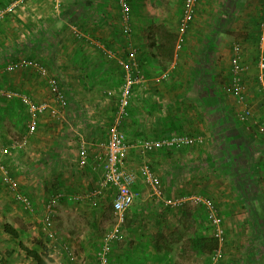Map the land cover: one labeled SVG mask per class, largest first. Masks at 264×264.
Masks as SVG:
<instances>
[{
	"label": "crops",
	"instance_id": "obj_1",
	"mask_svg": "<svg viewBox=\"0 0 264 264\" xmlns=\"http://www.w3.org/2000/svg\"><path fill=\"white\" fill-rule=\"evenodd\" d=\"M4 2L13 7L0 22V75L8 74L4 69L8 63L32 61L58 80L67 98V107L59 114L49 109L39 115L30 135L29 114L26 133L21 134L18 116L11 111V131L0 143V155L13 154L15 162L22 150L20 167L8 168L2 162L12 178L19 185L24 179L36 187L30 198L39 227L35 238L45 233V204L63 194L55 205L51 229L53 264L72 255L83 264H96L94 251L109 229L103 235L97 232L105 209L101 199L110 196L109 204L113 199L109 188L94 203L71 199L93 191L102 180L100 145L107 140L116 113L115 107H107V99L115 89L119 94L122 83L119 63L104 49L123 59L134 51L144 76V82L132 89L128 117L120 127L129 143L175 134L203 137L202 145L180 149L183 153L168 150L171 156L165 149L144 156L129 150L124 167L130 166L129 156L135 153L131 157L141 164L145 161L159 177L164 196L193 192L213 202L224 228L217 264H264V95L257 66L264 0H195L191 19L184 25V0H126L127 32L118 0H0V5ZM236 46L244 68L239 89L231 84ZM171 49L174 55L169 58ZM9 75L12 80L6 85L35 103L55 106L47 77L34 67L18 65ZM239 96L244 105L238 103ZM245 108L249 115L241 122L237 115ZM14 141L21 148L11 149ZM82 148L87 157L79 166ZM135 186L137 196L125 215V237L113 243L109 264H195L200 255L210 264L212 253L193 254L189 247L183 250L186 260L181 259L182 248L178 245L175 252V244L182 240L175 233L167 237L171 250L160 246L159 239L153 248L160 231L166 235L179 230V216L171 219L173 208L163 215L166 207L153 202L148 192H136Z\"/></svg>",
	"mask_w": 264,
	"mask_h": 264
},
{
	"label": "built area",
	"instance_id": "obj_2",
	"mask_svg": "<svg viewBox=\"0 0 264 264\" xmlns=\"http://www.w3.org/2000/svg\"><path fill=\"white\" fill-rule=\"evenodd\" d=\"M195 0H184V6L182 11L181 22L186 24L192 16V8ZM118 5L121 12V20L123 23V30L128 31L126 25L128 18V5L126 0H118ZM12 5H8L0 9V20H2L6 14L12 10ZM260 37L258 41L259 56L257 60V66L260 71V76L258 77L259 91L264 95V13L263 20L260 23ZM104 49V46H100ZM238 47H234V56L231 59V84L233 88L239 89L241 82V73L244 68L240 63ZM104 53L108 58L116 59L122 70V83L117 98V111L115 113L113 123L108 131L107 140L100 145L103 150V174L102 180L99 182L97 188L93 191L88 192L83 196H73L71 197L74 201L90 200L94 203L96 199L102 195V192L107 188L113 189V199L111 202V215L112 220L109 229L103 235L102 244L95 252L96 264H109V254L111 251V245L115 242H119L122 238V232L125 224V215L127 210L132 205L137 194L134 193L133 187L136 184L138 174L134 170L126 169L124 167V158L129 150L137 149L142 156L146 153L154 152L157 150L168 149V148H181L192 146L196 143L202 141V137L199 135H170L160 138L144 139L137 143H129L123 132L120 130V124L123 120L128 117V105L129 99L131 97L132 89L134 86L142 84L144 82V76L139 66L135 62L134 51L129 53V55L123 59L121 57H115L114 52L110 50H105ZM22 67H34L38 75L47 77V85L50 93L53 96L55 106H50L47 102H33L26 93L17 92L0 87V97L18 100L26 108L29 114V119L27 123V134H33L36 129V118L46 112L47 110H53L56 114H59L61 110L67 107L66 95L58 83L55 77L48 76L47 70L44 67L37 66L32 61L21 59L16 64L8 63L4 68L5 71L13 70L16 66ZM238 103L243 104V97L239 96L237 99ZM244 105V104H243ZM249 115V111L245 108L243 112L237 115L238 120L243 122ZM25 140L21 143L23 146ZM11 149H16L20 147L17 141L11 144ZM79 166L85 164L86 161V151L84 148L79 151ZM139 172L145 185L148 187V196L154 200L156 203L169 208H180L186 203H191L201 206L206 213L208 220L213 228V237L217 243L216 249L212 252V263L217 264L219 257L222 255L223 244H224V232L221 228L222 220L218 216L215 206L210 199L200 197L197 195L191 196H180V197H167L164 196V191L158 176L153 172L149 165L144 161L141 164ZM0 178L2 182L11 190L17 202L20 204L23 210L30 214L35 212V207L33 206L30 199L23 193L18 191L17 182L8 174L7 167L0 161ZM63 198L62 193H58L53 196L44 206L42 225L43 231L52 239L53 233L51 229L53 227L54 217H55V205L58 200ZM64 264V263H61Z\"/></svg>",
	"mask_w": 264,
	"mask_h": 264
},
{
	"label": "rangeland",
	"instance_id": "obj_3",
	"mask_svg": "<svg viewBox=\"0 0 264 264\" xmlns=\"http://www.w3.org/2000/svg\"><path fill=\"white\" fill-rule=\"evenodd\" d=\"M7 5L8 4H5L4 6H7ZM1 6H2V4H1ZM1 6H0V8L4 7V6H2V7ZM4 20L5 19H3V21ZM5 22H7V21H5ZM12 72H13V70L7 71L8 74H10ZM8 74H3L2 73L0 75V87L1 88H8L9 85H6V83L11 82V80H12V79H10L12 76L11 75L8 76ZM1 79L4 80V81H2ZM105 90L106 91H111L108 88L105 89ZM115 90H116V92L111 96V98L107 99V101H108L107 107L112 108V109L115 107L116 110H117V98H118V95L119 94H117V89H115ZM242 101L244 102V98H243ZM13 105L18 110L17 111V115H18L19 112H21V113H22V111L24 112V115H22L23 117L20 120V125H22L25 128V125L26 124L24 125V121H25V119H28V112H27V110H25L24 107H23V109H21L20 107H16L15 104H13ZM122 122H124V120ZM6 124H7L6 123V119H4L2 121V123H1V125L2 126H5ZM121 125H122V123L120 124V127H121ZM8 131L10 132L11 130H8ZM4 134H5V132H3L2 135H4ZM11 134H10V136H11V140H12L14 138H13V135H11ZM175 135H178V134H175ZM199 136H201V135H199ZM4 140H5L4 137H1L0 136V143H3ZM202 142H203V137H202V141L200 143H196V144H194L192 146H195L197 144H201ZM192 146L181 147V148H168V149H165L163 151L166 152L165 154H167L168 156H171V155H173V153L171 152L172 150H180V149H183V148L187 149V148L192 147ZM0 147H1V144H0ZM168 150H171V151H168ZM157 151H161V150H157ZM19 152H20V154L18 153V156H19L18 159H19V161H16L15 162L14 161V155L13 154H10V153H9V155H5L7 153H5V154L3 153V155H0V161L3 162L4 164H6V166L8 168H14L16 165L20 167L21 166V161L23 160L20 157V155L22 156V150L19 151ZM180 152L183 153L184 150H180ZM132 155H136V154L134 153ZM132 155L129 156V159L131 158V160L130 161L128 160V163H129L130 166H127L126 165V167H128L127 169H131V170H134L135 172H137V174H138V178H137V181H136L137 185L136 186L134 185V186H135L136 192L139 190V193L142 195V193L144 194V193H147L148 192L147 191L148 190V187L145 185V183H144V181L142 179V176H141V174L139 172V169L141 167V163L139 162V160L136 157H131ZM134 158H136V161H138L139 163L137 162L134 165H131L130 164L131 161H132L131 163L136 162V161L133 162V159ZM5 159H8V160H5ZM12 159H13V161H12ZM181 171L184 172V170H182V169H181ZM184 174H185V176L187 175L186 172H184ZM17 183L19 184V182H17ZM20 183L21 184L18 185L19 191L21 193H23L24 195H26L30 199L32 197L31 196L32 195V191H34V189H36V187L33 186L30 181H27L26 182L24 179ZM2 184H1V181H0V224L8 223L13 228H16L20 232V235H21L20 237H21V240L23 241V243L26 244V245H30V243L32 242L33 238H35V236H36V234L38 232V229H39L38 223L36 221V218L35 217H32V216L30 217L27 214H25L23 212V210H22V207L13 200V198L11 196V193H9L2 186ZM139 193H138V195H139ZM191 195H197V196H200V197H205V196H203L201 194H196V193L193 194V192H190V193L189 192H183V193H177V194H175V193L172 194L171 193V194H168L167 196H169L171 198H175V197H180V196H191ZM110 198H109V196H104L101 199V201H102L103 206L105 207V209L102 210V214L100 216L101 218L99 219L100 220V224L97 227L98 228V231L97 232H99V235H103L104 232L110 227V224H111L112 215L108 211V209H109V207H108L109 206V199ZM72 201L74 203H77L78 202V201H74V200H72ZM153 202H155V201L153 200ZM185 206H187V208H189L192 211L191 218L189 220L185 221V222H187L188 224H190V223L195 224L196 229H197L196 232L198 234L208 236V233H209L208 230H211L212 229V226H211L210 222L208 221V218L206 216L205 210L203 208H201L199 205H195V204H191V203H186ZM197 207H199L203 211V213H200L201 210H199V209H198V212H197V210H196ZM176 209H178V208H176ZM85 210H86L85 211L86 214H88V213L91 214L90 213L91 211H88L87 209H85ZM180 210H174V212H170V216H172L171 219H177L178 216L181 217L182 212H183V208H182L181 211ZM199 213H200V215H199ZM140 226H142V225H140ZM163 227H164V225H163ZM221 228H222V230L224 232V228H223V225L222 224H221ZM124 235H125V232H122V238H121L120 242L123 241V239L125 237ZM6 238L7 237L3 236L1 234V231H0V246H2V247L8 246L9 242H8V240ZM185 241H186V235L182 239V242H185ZM182 242H179V243L175 244V248H176L175 249V252H177V249H178L177 246L178 245L181 246L180 248L184 247V245L183 246L181 245ZM97 250L98 249H96L94 252H96ZM67 256H68V254H67ZM200 256H201V258L198 257V256L195 258V260H194V263L195 264H205L204 261H206V258L204 256H202V255H200ZM183 260H186V259H183ZM199 260H201V263L199 262ZM63 261L64 262H62V263H64V264H83L82 262L79 261V259H76V256L75 255L74 256L72 255L69 258H65V259H63ZM208 261H209V259H208ZM211 263H212V258L210 259V264Z\"/></svg>",
	"mask_w": 264,
	"mask_h": 264
},
{
	"label": "trees",
	"instance_id": "obj_4",
	"mask_svg": "<svg viewBox=\"0 0 264 264\" xmlns=\"http://www.w3.org/2000/svg\"><path fill=\"white\" fill-rule=\"evenodd\" d=\"M9 3H11V0ZM5 4H7V3H5ZM5 4H2V6H4ZM4 7H6V6H4ZM4 7H2V8H4ZM2 8H0V9H2ZM9 13L6 14V16L3 19H6L7 15H9ZM3 19L0 20V22L3 21ZM72 25L76 26L75 24H72ZM65 28H66V26H65ZM173 52L174 51H172V49L170 52H168L169 58H172V55H174ZM175 53H176V51H175ZM178 56L179 55L177 52L175 59H178ZM8 88H10L9 90L21 92V90L15 88V87H11L10 85L8 86ZM13 104H15L16 107H20L21 109H23L24 105L21 104L20 102L0 97V136L1 137H3V135H2L3 132H7L9 130L8 129V127H9L8 123L10 122V120L8 119V115H10L11 111H12L11 115L14 114V112H15V115L18 116V124L21 127V131H22L21 134L23 132L26 133V126L24 128L22 125H20V120L23 117L22 115H24V112L23 111H22V113L19 112L17 115L18 110H17V108H15V106ZM115 111H117V110H115ZM113 117H114V115H113ZM4 119H6L7 124L5 126H2L1 123ZM26 120L27 119H25V121H24V125L26 124ZM185 135H193L194 136V135H199V134H185ZM10 172L11 171H9V169H8V174L11 176ZM0 181L2 184L3 182L1 180V178H0ZM18 185L19 184L17 183V187H18ZM2 186L9 193H11L13 200L16 203H18L16 198H15L14 193L11 190H9L8 187L4 183L2 184ZM18 191H19V189H18ZM109 191H110V195H112L113 189L109 188ZM109 198H110V196H109ZM185 205L182 206L183 212H182L181 217H179V220H178L179 224H180L179 230L178 229H175L174 231L171 230L172 232L170 231L166 235H164V232L160 231L158 236L156 234V237H154V239L156 238V240L153 241V244H154L153 248L154 249L156 248V245L158 244L157 242L159 239L161 241L159 243L160 246L166 248L168 251L171 250V248H170L171 242L167 241V237L169 235H172V233H175L177 236H179V238L181 240L186 235V241L182 242V244H181L182 246L184 245V247H182V250L180 251V254H179L181 259H183V254H184L183 250L185 251V248H187V247L190 248V250H188V252L191 251L193 254H197V253H203L205 255L211 254L217 247V243H216V241L213 237V234H212L213 228L210 230L211 231L210 234L208 233L209 236L198 234L196 232L197 229L194 228L195 224H193V223L188 224L187 222H185L191 218V213H192V211L189 208H187V206H185ZM163 207H165V206H163ZM182 208L180 207V208L175 209V210H180V209L182 210ZM171 209L172 208L169 209V207L164 208L163 210L165 213L163 215L166 214V211L170 212ZM198 209L201 210L199 207H197L196 208L197 212H198ZM108 211L110 212V214L112 213L111 212V203L109 204ZM23 212L30 217L33 216V214H30L25 210H23ZM200 213H203V211L201 210ZM200 213H199V215H200ZM124 226H125V224H124ZM159 229H162V228H159ZM177 230H178V232H177ZM0 231H1V234L3 236L7 237L6 239L9 242L8 246H5V247L0 246V264H53V259L51 257H49V255L52 251L51 241H50L51 238L47 235V233H44L45 235L41 233V235H39V238H35L34 240H32L30 245H26L21 240L20 232L16 228H13L10 224H8V223L0 224ZM115 243H117V242H115ZM112 246H113V244L111 245V249H112ZM160 246L158 245V247H160ZM154 263L155 262H153V264Z\"/></svg>",
	"mask_w": 264,
	"mask_h": 264
}]
</instances>
